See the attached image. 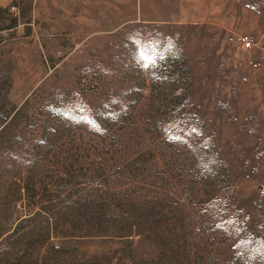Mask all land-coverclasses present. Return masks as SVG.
Masks as SVG:
<instances>
[{"label":"rangeland","instance_id":"rangeland-1","mask_svg":"<svg viewBox=\"0 0 264 264\" xmlns=\"http://www.w3.org/2000/svg\"><path fill=\"white\" fill-rule=\"evenodd\" d=\"M0 264H264V0H0Z\"/></svg>","mask_w":264,"mask_h":264},{"label":"snow or ice","instance_id":"snow-or-ice-1","mask_svg":"<svg viewBox=\"0 0 264 264\" xmlns=\"http://www.w3.org/2000/svg\"><path fill=\"white\" fill-rule=\"evenodd\" d=\"M148 63H149V61H147V59H146V62H145V67H147V66H148Z\"/></svg>","mask_w":264,"mask_h":264}]
</instances>
